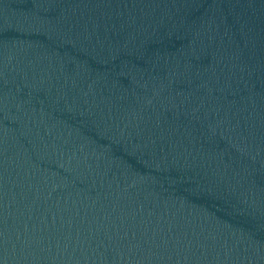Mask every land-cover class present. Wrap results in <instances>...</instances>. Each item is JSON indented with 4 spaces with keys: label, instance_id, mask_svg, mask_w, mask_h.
<instances>
[{
    "label": "water",
    "instance_id": "1",
    "mask_svg": "<svg viewBox=\"0 0 264 264\" xmlns=\"http://www.w3.org/2000/svg\"><path fill=\"white\" fill-rule=\"evenodd\" d=\"M0 264H264V0H0Z\"/></svg>",
    "mask_w": 264,
    "mask_h": 264
}]
</instances>
